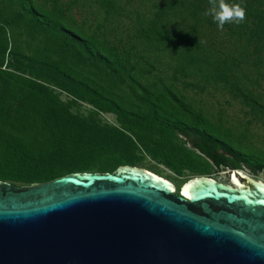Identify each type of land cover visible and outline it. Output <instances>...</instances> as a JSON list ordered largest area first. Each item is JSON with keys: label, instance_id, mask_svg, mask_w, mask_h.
Returning <instances> with one entry per match:
<instances>
[{"label": "trees", "instance_id": "1", "mask_svg": "<svg viewBox=\"0 0 264 264\" xmlns=\"http://www.w3.org/2000/svg\"><path fill=\"white\" fill-rule=\"evenodd\" d=\"M94 2L91 20L87 0H0V180L152 172L148 158L181 180L262 173L264 151L239 150L186 90L228 91L264 124V0H159L128 37L118 0Z\"/></svg>", "mask_w": 264, "mask_h": 264}, {"label": "water", "instance_id": "2", "mask_svg": "<svg viewBox=\"0 0 264 264\" xmlns=\"http://www.w3.org/2000/svg\"><path fill=\"white\" fill-rule=\"evenodd\" d=\"M231 180L194 177L176 193L130 166L0 180V264H264V183Z\"/></svg>", "mask_w": 264, "mask_h": 264}, {"label": "rangeland", "instance_id": "3", "mask_svg": "<svg viewBox=\"0 0 264 264\" xmlns=\"http://www.w3.org/2000/svg\"><path fill=\"white\" fill-rule=\"evenodd\" d=\"M91 4V8H87L84 12V17L94 20L97 17L98 3L93 0H87ZM119 5L124 8V21L122 26V32L128 37L134 36L137 27L138 14L144 18H148L152 12L155 11L154 3H160L159 0H118ZM100 6V5H99ZM76 12L79 13L82 8H76ZM253 90L261 94L264 100V80L261 82V86H256ZM187 94L197 104V108H201L209 115L215 122L221 123L225 128L233 131L235 135H238L239 150L249 152L256 158V156H262L264 151V124L258 121L252 113L249 112V108L241 104V101L235 99L228 91L222 89L207 87L205 90H201L199 87H189L186 90ZM104 119L110 123H116L114 115L106 114ZM245 132V133H244ZM248 145L253 151L243 149V146ZM146 167L152 169V172L157 173L160 177L171 182L175 187L176 193H181L182 187L189 182V180H181L173 174L165 166L155 164L149 158L146 162ZM243 173L257 179L264 183V171L262 173H255L249 170L247 167H243ZM210 178L229 185H233L231 180V171L222 170L215 173ZM187 180V181H186ZM186 181V182H185Z\"/></svg>", "mask_w": 264, "mask_h": 264}, {"label": "bare ground", "instance_id": "4", "mask_svg": "<svg viewBox=\"0 0 264 264\" xmlns=\"http://www.w3.org/2000/svg\"><path fill=\"white\" fill-rule=\"evenodd\" d=\"M173 187V186H172ZM174 188V187H173Z\"/></svg>", "mask_w": 264, "mask_h": 264}]
</instances>
